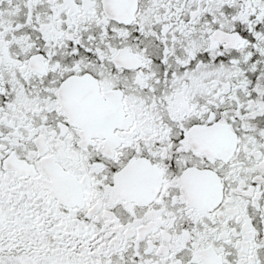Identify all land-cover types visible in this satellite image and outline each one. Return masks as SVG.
<instances>
[{
  "label": "snow or ice",
  "instance_id": "1",
  "mask_svg": "<svg viewBox=\"0 0 264 264\" xmlns=\"http://www.w3.org/2000/svg\"><path fill=\"white\" fill-rule=\"evenodd\" d=\"M0 264H264V0H0Z\"/></svg>",
  "mask_w": 264,
  "mask_h": 264
}]
</instances>
